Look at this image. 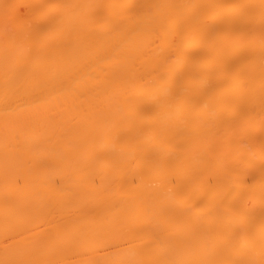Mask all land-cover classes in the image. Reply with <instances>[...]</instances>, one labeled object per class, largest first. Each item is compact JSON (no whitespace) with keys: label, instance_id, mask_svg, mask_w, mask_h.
<instances>
[{"label":"bare ground","instance_id":"bare-ground-1","mask_svg":"<svg viewBox=\"0 0 264 264\" xmlns=\"http://www.w3.org/2000/svg\"><path fill=\"white\" fill-rule=\"evenodd\" d=\"M0 264H264V0H0Z\"/></svg>","mask_w":264,"mask_h":264}]
</instances>
